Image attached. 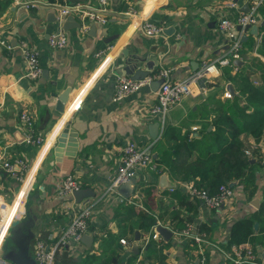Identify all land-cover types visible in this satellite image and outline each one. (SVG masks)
I'll return each mask as SVG.
<instances>
[{
	"label": "crops",
	"instance_id": "crops-1",
	"mask_svg": "<svg viewBox=\"0 0 264 264\" xmlns=\"http://www.w3.org/2000/svg\"><path fill=\"white\" fill-rule=\"evenodd\" d=\"M66 1L0 0V158L1 155L9 161L23 158L29 165L25 172L26 180L21 184L0 165V193L14 203L18 211L9 224L8 236L13 221L20 219L22 227L35 234L32 253L34 243L39 238L49 244L56 242L78 211L89 202H96L89 220L90 234L93 235L95 231L118 233L122 221L115 218V213L119 206L117 203L123 199L118 190L108 193L107 188L118 172L123 146L133 142L148 149V152L152 149V155L156 153L159 156L155 144L162 138L164 129L160 126L156 138L151 133L152 126L156 122L161 123L160 116L151 113V108L157 103L159 88L149 83L116 100L119 79L130 77L124 72L118 73L120 62L127 55H144L153 51L159 62L155 63L149 76L155 77L159 70L166 68L170 70L169 79L186 78L206 63L219 64L218 59L229 48V39L220 30L219 22L224 17L236 18L245 11L243 8L247 3L244 0H111L112 12L106 23L88 21L87 30L82 26L65 30L62 27L65 18L59 23L52 19L54 13L59 16L54 4ZM96 2L88 1L89 4ZM22 5L29 6L26 13L18 11ZM129 9L134 10V14L126 13ZM263 19L260 13L259 23ZM145 22L162 25L163 30L156 35H148L142 28ZM93 25L96 26L94 29ZM168 28L173 29L168 33ZM260 29L258 36L251 35L250 31L247 34L258 41L261 38ZM59 31L66 33L68 44L64 48H53L49 38ZM242 32L244 34V29ZM23 45L35 48L40 53L43 73L37 79L25 76L27 66ZM255 48L249 54L259 55L264 61ZM141 64L145 66V62ZM221 74L207 78L205 87L200 84V91L185 96L171 108L168 123L176 131L165 142L167 147L170 148L175 139H183L189 131L188 134L193 137L200 135V125L194 120L201 118L196 115L205 103L210 105L209 96L214 90L212 84L221 80ZM229 83L220 87L222 92L217 94V98H225L223 94L228 90ZM67 91H70V98L61 112L57 109L60 102L58 94ZM22 111L32 115L35 129L45 137L43 144L36 146L24 141L26 127L20 118ZM207 116L206 120L213 117ZM67 124L77 133L74 155L66 154V151L58 157L54 147L59 133ZM209 129L214 127L211 125ZM244 140L253 148L261 146L264 149V137L259 142L251 136L244 137ZM68 148L71 149V146ZM166 171L177 187L185 183L169 170L154 176L147 169L139 168L137 184L140 180L156 182L157 190L144 194L136 184L134 196L130 197L138 209H146L156 218L157 223L153 227L157 229L162 224L174 232L169 240H165L161 234L160 239H152L156 243L154 246L164 247V250L150 254L144 264H196L197 260L200 264L201 252L188 237L178 232L175 227L177 220L172 219L176 212L181 217L188 212V205L182 201L186 193L182 187L177 191L170 190L172 187H161L160 178ZM68 175H74L81 182V188H91L94 195L82 202H77L73 195L59 198L58 187ZM259 184L253 197H248L242 186L236 184L231 201L219 208H209L199 201L194 215V230L205 233L208 241L204 244V254L211 264H232L228 257L232 250V245L228 247L230 230L236 221L260 210L264 202V170L259 174ZM256 198H259L260 207L254 204ZM256 222L259 223L257 227ZM197 224L207 225L210 231H200ZM255 224V231L260 230L262 223L256 220ZM124 237L128 239V244L122 243L125 250L135 253L133 248L137 245L144 256L143 236L139 241L135 235L127 234ZM252 244L256 262L247 264H264V242ZM98 247L95 237L91 247L81 241L75 246L62 248L58 252V260L72 257L78 264H89L84 262L89 249L102 256L97 251ZM4 249V244H1L2 259ZM120 254L123 256V251Z\"/></svg>",
	"mask_w": 264,
	"mask_h": 264
},
{
	"label": "trees",
	"instance_id": "trees-1",
	"mask_svg": "<svg viewBox=\"0 0 264 264\" xmlns=\"http://www.w3.org/2000/svg\"><path fill=\"white\" fill-rule=\"evenodd\" d=\"M260 13L264 16V3L260 7ZM260 37L259 43L253 36L242 43L240 52L245 61L243 66L238 67L232 64L222 67L221 80L212 84L214 90L209 96L210 105L205 103L196 115L201 118L194 120L200 125L198 137L189 135V131L183 139H175L174 144L169 148L165 142L172 138L176 130L167 122L162 138L155 144L159 152V156L155 159L164 167L160 171L148 173L158 176L162 171L169 170L182 183L192 181L197 187L206 189L210 194L217 193L223 184L229 185L230 182L237 181V185L242 186L248 197L256 195L260 186L259 174L264 170V149L261 146L253 148L246 143L244 137L251 136L257 142L264 137V61L258 57L251 60L252 56L249 54L256 46L255 49L264 57V26L260 29ZM227 82L234 83L238 92L223 100L217 98V94L222 92L220 87H224V83ZM207 115H213V117L206 120ZM211 125L214 129L210 130ZM250 150L251 153H249ZM254 158L255 161H252ZM181 187L185 191L183 184L174 190L177 191ZM137 188H140L144 194H151L157 190V184L140 180ZM182 201L188 205L189 209L185 217H181L179 212L172 217L173 220H177L175 227L178 231L183 230L188 223L195 225L194 215H196L200 200L191 198L186 193ZM133 202L131 198H126L117 203L119 206L115 218H120L122 221L118 233L93 232L99 246L97 251L102 256L99 257L93 251L94 249H89L85 263L92 264L101 260L102 264H131L135 261L138 254L125 250L121 238H125L127 234L134 236L137 230L143 236L150 231L157 220L146 209H138ZM256 220L262 223L258 231L254 229ZM198 229L210 231L205 224L198 226ZM249 240L252 243L264 242V202L258 212L239 219L233 224L228 247ZM191 243L198 249L197 243L193 240ZM155 244L152 240L148 243L144 251L143 264L150 254L164 250V247H156ZM122 251L123 256L120 254ZM58 255L59 253L56 256V264H78V261L74 259L59 261Z\"/></svg>",
	"mask_w": 264,
	"mask_h": 264
},
{
	"label": "built area",
	"instance_id": "built-area-1",
	"mask_svg": "<svg viewBox=\"0 0 264 264\" xmlns=\"http://www.w3.org/2000/svg\"><path fill=\"white\" fill-rule=\"evenodd\" d=\"M95 4L84 2L54 4L58 11L61 20L68 15L78 16L82 21L81 26L84 30L89 28L88 21H97L106 23L109 20L111 10V0H96ZM249 4L248 11H242L236 18L224 17L219 22V28L223 31L229 39V48L226 54L218 59L219 64L206 63L195 73L183 79H169L170 70L161 69L155 74V77L147 76L144 79L135 80L132 77H122L119 79L115 99L121 100L128 94L138 91L142 86L149 84L156 77H163L165 81L158 89L157 103L151 108L152 114L160 116L161 126L164 129L168 122V114L173 106L178 105L185 96L195 95L196 91H200V80L204 77L212 79V76L221 74V67L225 65L234 64V59H243L240 52L242 48V34L243 29L247 24L259 23V10L264 0H244ZM30 5V3H27ZM235 5L234 2L231 3ZM126 13L134 14V10L129 9ZM79 19V20H80ZM241 26V30L238 28ZM142 28L148 35H156L163 30V26L153 23L145 22ZM240 30V31H239ZM68 37L65 32L59 31L53 33L49 38V44L53 48H64L68 44ZM23 54L26 61L27 71L25 76L32 79H37L43 73V67L40 62V53L35 48L23 45ZM220 65V66H219ZM198 89V90H197ZM227 97L232 96L228 90L225 92ZM20 118L23 121L26 131L24 132V141L31 145L39 146L44 143L45 137L42 133L35 129V122L30 113L22 111ZM196 128V127H195ZM136 143L129 142L122 148V158L118 166V172L113 178L112 182L107 188L108 193L117 192L122 183L129 181L132 177L137 175L139 168L147 169L148 172L160 171L162 167L154 156ZM0 165L9 173L16 176L22 183L25 182V172L29 168L28 163L23 158H16L13 161L7 160L4 155H1ZM163 172V171H162ZM185 192L191 198H197L209 208H219L227 202L231 201L235 191L233 187L223 184L215 194H210L206 189L197 187L192 181L185 182ZM81 188V182L75 178L74 175H68L61 180L57 193L59 198H66L73 195V192ZM171 188L170 190H173ZM134 196V195H133ZM136 196H139L136 193ZM96 202L86 203L72 219L69 226L59 236L58 240L52 244L47 243L44 239L39 238L35 241L33 246V255L38 264H56V256L62 248L66 246H75L81 242L83 234L90 233L89 220L92 216L93 207ZM18 211L15 209V204L10 203L0 193V245L6 240L9 231V224L12 219L16 218ZM193 240L198 245L199 252L202 255L200 264H211L205 257L204 244L208 241L204 232H196L194 224L188 223L187 226L178 231ZM152 239H160V233L153 227L151 232L143 235L142 249L145 250L148 243ZM123 244H128L126 238H121ZM232 264H247L249 262H256V252L251 242L246 241L232 245L231 253H228ZM143 256L140 255L131 264H143ZM0 257V264H12L11 262Z\"/></svg>",
	"mask_w": 264,
	"mask_h": 264
},
{
	"label": "water",
	"instance_id": "water-1",
	"mask_svg": "<svg viewBox=\"0 0 264 264\" xmlns=\"http://www.w3.org/2000/svg\"><path fill=\"white\" fill-rule=\"evenodd\" d=\"M89 0H68L69 3H77V2H84L88 3ZM115 2L118 0H114ZM27 5L19 6L18 11H21L22 13H26L28 11ZM14 10L16 9L13 8ZM245 11L249 10V4L246 3L245 7L243 8ZM20 19V18H19ZM54 22H61L62 20H59V16L54 13V19H52ZM81 26L80 20L73 14L68 15L65 20H63L62 27L63 29H71V28H79ZM261 26H264V19L257 24H247L244 27V34L242 36V42L247 41L250 36L247 34L248 31H250L251 35L258 36L259 35V29ZM96 26L93 25V29ZM239 29H241V26H238ZM173 28H168L166 32H170ZM153 51L149 54H137L134 53L132 55H127V57L120 62V66L118 68V73L124 72V74H129L130 77H132L135 80L144 79L147 76L151 74V72L154 70L155 63L157 64L159 62L158 57L156 56ZM145 62V66H143L141 63ZM234 64L238 67H241L244 64V60L240 58L234 59ZM206 80L207 78L204 77L200 80L201 86H206ZM165 81V78H157L153 79L150 84L152 87H158ZM157 88V89H158ZM228 90L231 92L232 95H235L237 92L233 86L232 83H229L227 85ZM70 91L65 92L64 94H58L59 101L57 105V109L59 111L64 110V103H66L70 98ZM63 105V106H62ZM160 122H156L154 126H152V136L158 137L160 132ZM77 133L70 128V126L67 124L61 132L59 133L57 137V144L54 147L55 154L58 157H61L66 151V154L74 155V150L76 147V141H77ZM24 139V138H23ZM69 145L71 146V149L68 148ZM149 153H152V149H149ZM154 158H157L158 155L155 153L153 154ZM252 161H254L252 159ZM161 187L168 188V187H177V183L174 182L168 171L164 172L161 175L160 178ZM137 184V177L131 178L129 181L122 183L119 188L118 192L121 195L122 199L130 198L134 191ZM237 184V181H232L229 183L230 187H234ZM94 195V192L91 188H80L73 192V196L77 202H82L84 199H88L90 196ZM254 204L257 207H260L259 198H256L254 200ZM259 225L258 222H256L255 227ZM158 232L163 236L165 240H169L173 236V230L165 225H158L157 226ZM35 237V234L28 228L22 227V221L20 219H15L12 223L11 230L9 236L5 240L4 244V254L3 257L5 260L11 262L12 264H38L35 256L32 253V241ZM135 239L139 241L141 239V233L139 230L135 233ZM81 241L85 243L88 247H91L94 242V236L90 233L83 234ZM133 250L136 254H139L140 250L139 247L136 245ZM145 264H150L149 262H146ZM196 264H199V260H197Z\"/></svg>",
	"mask_w": 264,
	"mask_h": 264
},
{
	"label": "rangeland",
	"instance_id": "rangeland-1",
	"mask_svg": "<svg viewBox=\"0 0 264 264\" xmlns=\"http://www.w3.org/2000/svg\"><path fill=\"white\" fill-rule=\"evenodd\" d=\"M259 41H260V40H258V43H259ZM251 56H252V57H251V60H252L253 58H255V57H258L260 60H262V58H261L259 55H255V54L252 53ZM256 62H258V60H256ZM212 77H214V76H212ZM227 91H228V90H227ZM223 95H224L225 98H227L226 94H223ZM230 97H231V96H230ZM251 152H252V151L250 150L249 153H251ZM148 153H149V152H148ZM150 154H152V153H150ZM1 167H2V166H1ZM8 173H9V172H8ZM9 174H10V175H13L12 173H9ZM13 176H15V175H13ZM15 177H16V176H15ZM134 177H137V175L134 176ZM132 178H133V177H132ZM18 183L21 184V181L18 180ZM10 230H11V229H10ZM7 237H8V236H7ZM3 244H5V242H4ZM140 255H141V254H140V252H139L138 257H139ZM142 256H143V255H142ZM138 257H137V258H138ZM137 258H136V259H137ZM67 259L70 260V261H72L73 258L70 257V258H67ZM136 259H135V260H136ZM67 262H68V261H67Z\"/></svg>",
	"mask_w": 264,
	"mask_h": 264
}]
</instances>
